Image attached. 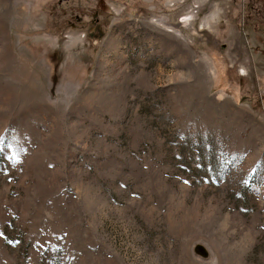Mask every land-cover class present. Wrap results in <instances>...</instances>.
Segmentation results:
<instances>
[{"label":"rangeland","instance_id":"rangeland-1","mask_svg":"<svg viewBox=\"0 0 264 264\" xmlns=\"http://www.w3.org/2000/svg\"><path fill=\"white\" fill-rule=\"evenodd\" d=\"M0 264H264V0H0Z\"/></svg>","mask_w":264,"mask_h":264}]
</instances>
